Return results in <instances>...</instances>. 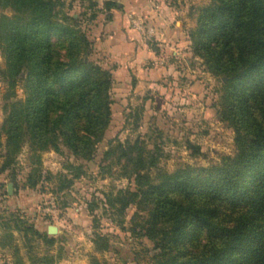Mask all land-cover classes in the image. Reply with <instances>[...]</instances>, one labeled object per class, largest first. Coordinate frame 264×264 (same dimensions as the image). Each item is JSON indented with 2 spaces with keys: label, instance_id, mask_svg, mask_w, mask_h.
Segmentation results:
<instances>
[{
  "label": "trees",
  "instance_id": "1",
  "mask_svg": "<svg viewBox=\"0 0 264 264\" xmlns=\"http://www.w3.org/2000/svg\"><path fill=\"white\" fill-rule=\"evenodd\" d=\"M61 7L60 0H0L7 10L0 14V76L7 84L0 173L25 143L35 165L42 151L60 145L75 158L91 160L110 124L111 71L90 58L86 32ZM103 7L120 4L105 0ZM95 18L91 13L88 20ZM188 37L205 69L220 77L217 113L233 131L234 152L210 166L152 175L158 155L142 138L110 140L104 157H116L134 188L108 194L105 204L120 213L136 206L129 230L152 242L150 264H264V0H210ZM18 81L24 94L12 101ZM32 172L26 180L35 187L41 174L38 167ZM0 224L11 240L15 231L53 242L15 216ZM92 241L98 251L108 247L100 234ZM12 257L11 264H25L15 244ZM57 257L28 260L54 264Z\"/></svg>",
  "mask_w": 264,
  "mask_h": 264
},
{
  "label": "rangeland",
  "instance_id": "2",
  "mask_svg": "<svg viewBox=\"0 0 264 264\" xmlns=\"http://www.w3.org/2000/svg\"><path fill=\"white\" fill-rule=\"evenodd\" d=\"M60 1L62 14L73 15L86 32L91 42L90 58L111 71V121L91 160L75 158L60 145L58 150L42 151L39 164L35 165L25 143L10 167L0 173V222L5 217L15 216L53 240L50 244L32 232L23 237L15 231L16 239L11 240L8 229H2L0 224V242L7 245L4 248L0 245L4 250L0 251V264L15 262L16 258L12 257L14 244L19 247L25 264H29L28 257L45 254L58 256L54 264H150L152 242L129 230L136 206L130 205L120 213L105 204L108 194L114 196L119 190H132L134 184L122 174L116 157L105 159L104 152L110 140L131 142L142 138L158 155L156 168L149 170L152 175L157 170L172 172L185 165L210 166L218 163L221 156L233 154V131L217 113L220 77L205 69L202 59L193 53L188 37L196 26L199 10L210 0H149L150 8L157 13L161 14V9L173 12L170 20L167 15L164 17L167 25L178 31L180 44H155L157 28L151 23L145 26L143 5L136 12L128 9L126 0H116L123 5L106 11L105 0ZM3 11L7 12L0 8V14ZM117 11H129L128 26L140 38L146 35L151 43L149 47L161 61L157 65L162 67V73L147 83L143 82V68L153 67V61L145 60L143 64L142 54L132 71L112 72L117 62L92 44L93 25L97 21H110ZM91 13H95L96 18L89 21ZM2 68L4 57L0 51ZM6 90L7 84L0 76V123ZM14 92L12 101L23 97V82H17ZM3 145L4 137L0 136V166ZM36 167L41 177H37V185L32 187L31 181L26 179ZM8 184H11L9 191ZM48 226H54L56 232L48 233ZM95 234L106 239V249H95L92 241Z\"/></svg>",
  "mask_w": 264,
  "mask_h": 264
},
{
  "label": "crops",
  "instance_id": "3",
  "mask_svg": "<svg viewBox=\"0 0 264 264\" xmlns=\"http://www.w3.org/2000/svg\"><path fill=\"white\" fill-rule=\"evenodd\" d=\"M129 8L134 11H138V7L143 5V19L146 21L145 26L149 27V23L155 26L157 31L155 32V44H180L181 41L177 38L178 31L175 28H170L167 25V17L170 20L173 17V12L170 10H160L157 13L150 8L149 0H126ZM120 4L123 5V2ZM126 8V6H124ZM164 12V14H163ZM121 11L114 12L112 19L108 22H98L93 25L91 37L93 38L92 44L101 49L103 54L108 58H111L114 62H117V66L112 69V72L132 71L133 67L138 66L141 61V55L143 54V64L145 60L151 63L153 67L143 68V82L147 83L155 75L162 73V67L157 64H161V61L157 58L155 52H152V48L149 47V41L146 35L143 34V39L132 30L127 24V14ZM162 15V16H161ZM165 16V17H164ZM178 23V21H176ZM143 25V28L145 27ZM160 73V74H159ZM0 251H4L0 247Z\"/></svg>",
  "mask_w": 264,
  "mask_h": 264
},
{
  "label": "water",
  "instance_id": "4",
  "mask_svg": "<svg viewBox=\"0 0 264 264\" xmlns=\"http://www.w3.org/2000/svg\"><path fill=\"white\" fill-rule=\"evenodd\" d=\"M10 188H11V184H8L7 185V190L9 191ZM47 232L50 233V234H53V233L56 232V228L54 226H48Z\"/></svg>",
  "mask_w": 264,
  "mask_h": 264
}]
</instances>
